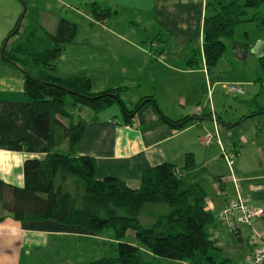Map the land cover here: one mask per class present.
<instances>
[{
  "label": "crops",
  "instance_id": "0c3cea01",
  "mask_svg": "<svg viewBox=\"0 0 264 264\" xmlns=\"http://www.w3.org/2000/svg\"><path fill=\"white\" fill-rule=\"evenodd\" d=\"M91 3L109 9L110 15L96 20ZM215 3L209 8L207 0H42L31 8L45 13L62 10L59 17L77 24L74 42L55 60L59 75L83 73L95 93L122 88L120 99L128 110L143 97L155 100V106L145 103L128 116L118 102L97 114L70 108L88 116L73 154L94 160L96 179L115 177L137 189L147 169L169 162L176 166L184 185L203 189L206 211L217 213L237 195L248 197L264 211V112H258L264 106L255 99L244 100L238 113L232 103L216 106L215 90L223 81L210 74L221 59L207 71L202 55L203 17L208 10L213 12ZM259 42L253 46L257 60ZM242 49L234 43L225 52L242 58ZM194 115L197 118L181 129L163 119ZM28 121L22 72L0 59V179L15 186L24 184V161L43 159L49 151L46 141L29 129ZM206 133L213 136L212 142L204 141ZM224 151L234 155L231 168ZM186 154L193 158L188 168L183 166ZM0 216V264L87 263L99 259L104 241L115 242L113 235L105 238L102 232L53 220L17 221L1 206ZM216 222L207 232L221 250L226 233L224 225ZM253 223L264 234V214ZM226 231L234 242L243 240L244 228ZM63 250L72 257L58 263L56 256ZM249 253L250 247L240 264ZM84 257L89 258L79 260Z\"/></svg>",
  "mask_w": 264,
  "mask_h": 264
},
{
  "label": "trees",
  "instance_id": "16d2710c",
  "mask_svg": "<svg viewBox=\"0 0 264 264\" xmlns=\"http://www.w3.org/2000/svg\"><path fill=\"white\" fill-rule=\"evenodd\" d=\"M211 8L213 12L205 15L202 23V55L207 71L222 58L226 40H233L236 25L244 21L254 22V27L244 33L252 46L260 41L259 54L256 53L264 70V0L219 1ZM248 9L254 12L244 18ZM39 11L27 6L16 30L19 16L7 39L19 35L9 49L5 46L3 57L22 72L29 129L46 141L49 151L43 159L24 161L23 186L0 179L2 210L17 221L53 220L93 233L111 229L116 256L79 264H232L220 255L207 232L206 227L216 218L204 209L203 189L196 184L184 185L174 164L164 162L150 167L142 174L139 188L132 189L115 177L96 179L94 160L73 154L89 119L70 108H86L97 114L118 102L128 116L145 103H156L153 96L143 97L128 110L120 99L122 88L95 93L85 74L59 75L55 60L74 42L78 27L59 17L54 30L49 31ZM90 12L99 21L110 15L109 9L96 3L90 4ZM258 112H264V107H259ZM196 118L194 115L173 120L163 116L177 129ZM192 165V155L186 154L184 168ZM130 234L139 245L123 241Z\"/></svg>",
  "mask_w": 264,
  "mask_h": 264
},
{
  "label": "rangeland",
  "instance_id": "374dc122",
  "mask_svg": "<svg viewBox=\"0 0 264 264\" xmlns=\"http://www.w3.org/2000/svg\"><path fill=\"white\" fill-rule=\"evenodd\" d=\"M24 1L26 2L27 6L30 8L32 5L41 4L42 0H24ZM207 1L209 4H213L217 1L228 2L230 0H207ZM24 6L26 5H23V3L20 0H0V59L1 60H2L1 50L4 44V39H7L8 32L14 26L13 25L14 20H16V18L17 19L19 18V16L23 11ZM40 10L44 13V15L42 16V24L43 25L46 24L44 26H46V28L49 31H53L54 30L53 26L55 25L57 18L61 15L63 16L64 13L62 12V10L57 11L55 9H52L51 11H47L46 13L42 9ZM253 12L254 9H248V12L244 18H249ZM211 13L212 12L210 10L207 11V14H211ZM43 18L45 22H43ZM253 27H254V22L251 21H244L236 25L232 42L226 40V44L227 45L229 44L232 45L234 43L241 44L243 48L242 49L243 57L234 58L231 54H229V52H225L217 68H215V70L214 69L211 70L213 72L210 74V75L215 74V77L216 76L220 77L221 80L223 81L222 83L219 84V86L215 90V96H214L215 105L220 106L222 104L228 105L229 103H232L234 107V111L236 113L240 111L239 109L243 108L242 105H244L243 102L244 100L255 99L260 106H264V70L259 65L258 60L253 54L254 52L253 46L244 33L245 31H250ZM22 29L23 27L20 28V31H22ZM81 31L82 29L80 28V33ZM18 35L19 34L17 33L13 34L7 39L5 43L7 49L11 47L12 43L17 39ZM258 78L259 80H257ZM226 81H233V82H226ZM237 81H240V83ZM231 84L239 85L242 88L243 92L242 93L230 92L228 88ZM232 165L228 164L230 168ZM250 204L252 207H254L251 202ZM226 205H228V203ZM214 221L215 222L217 221L218 223L221 224V222H219L216 219ZM253 222L254 220L252 221V224L249 225L250 227L248 226L244 227L243 240L235 241V242L232 238V235L226 231V230L229 231V229L226 226H224L223 231H225L226 234L223 237L222 241H220L219 245L221 246L220 247L221 250L219 252L222 257L228 258L232 264H240V262L244 259V256L250 247V253L245 263H242V264H249L251 251H252V245L250 244V242L253 240L250 237L252 231L251 228H253L256 231H260L259 230L260 228L257 226V224ZM211 224L206 227L207 230L209 226H211ZM112 234L113 231L111 229H105L102 231V236L105 238L108 235L112 236ZM262 235L264 237V234ZM123 241L139 245V241L135 239L134 235L132 234L126 235ZM111 242L112 243L106 240L102 243L103 245H101L100 253H98L99 254L98 258L101 257L112 258L116 256V252L112 248L114 247L115 242L114 241ZM62 246L64 247V245H61L60 247ZM56 257L58 263L60 262L64 263L66 260L72 257V254L70 252L68 253L63 250L59 252ZM87 258L89 257L80 258L79 260L80 261L88 260Z\"/></svg>",
  "mask_w": 264,
  "mask_h": 264
},
{
  "label": "built area",
  "instance_id": "2783aa9c",
  "mask_svg": "<svg viewBox=\"0 0 264 264\" xmlns=\"http://www.w3.org/2000/svg\"><path fill=\"white\" fill-rule=\"evenodd\" d=\"M231 92L242 93V88L237 84H231L228 88ZM200 110V107H197ZM215 124V121H214ZM213 136L210 133L204 134L206 143L212 142ZM223 156L229 165L234 163V155L223 152ZM248 197L237 195L236 199L228 202L225 208L215 213V218L226 226L231 232H238L242 228L252 224V221L264 214L262 208H254ZM252 251L249 264H264V237L260 231L251 228Z\"/></svg>",
  "mask_w": 264,
  "mask_h": 264
},
{
  "label": "water",
  "instance_id": "95a60500",
  "mask_svg": "<svg viewBox=\"0 0 264 264\" xmlns=\"http://www.w3.org/2000/svg\"><path fill=\"white\" fill-rule=\"evenodd\" d=\"M26 10H27V8H26V6H24V7H23V11H22V13H21V16H20V18H19V21H18V25H17V27H16V30L18 29L19 24H20V22H21V20H22V18H23V16H24ZM4 49H5V44L3 45L2 50H1L2 61H4V62H8V60L5 59V58L3 57V51H4ZM8 63H9V62H8Z\"/></svg>",
  "mask_w": 264,
  "mask_h": 264
}]
</instances>
